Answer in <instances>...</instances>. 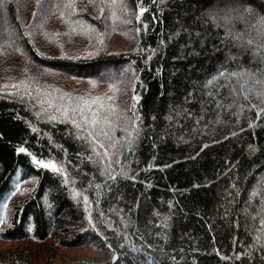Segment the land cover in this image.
<instances>
[{
    "label": "trees",
    "instance_id": "trees-1",
    "mask_svg": "<svg viewBox=\"0 0 264 264\" xmlns=\"http://www.w3.org/2000/svg\"><path fill=\"white\" fill-rule=\"evenodd\" d=\"M0 241L264 264V0H0Z\"/></svg>",
    "mask_w": 264,
    "mask_h": 264
},
{
    "label": "rangeland",
    "instance_id": "rangeland-1",
    "mask_svg": "<svg viewBox=\"0 0 264 264\" xmlns=\"http://www.w3.org/2000/svg\"><path fill=\"white\" fill-rule=\"evenodd\" d=\"M87 88H89V86H86ZM56 91H60V90H56ZM67 92L73 93V97H78L77 94L79 92V89L67 86ZM58 97V95H55ZM56 98H54L55 100ZM53 243L52 241L48 242L47 245ZM27 243L24 244H6L0 241V263L1 264H21L20 261L22 259L21 256H19L18 251L23 248V245H27ZM34 245V244H33ZM46 245V248L47 247ZM45 246V245H44ZM15 250L16 252L13 254L12 250ZM48 250V249H47ZM14 258H12V257ZM97 256L96 254L92 253L91 250H84L78 253H73L70 255L71 259L69 260H74V259H84V258H89V257H95ZM36 264V263H35Z\"/></svg>",
    "mask_w": 264,
    "mask_h": 264
},
{
    "label": "snow or ice",
    "instance_id": "snow-or-ice-1",
    "mask_svg": "<svg viewBox=\"0 0 264 264\" xmlns=\"http://www.w3.org/2000/svg\"><path fill=\"white\" fill-rule=\"evenodd\" d=\"M21 151H23V149H21ZM45 167H48V165H45Z\"/></svg>",
    "mask_w": 264,
    "mask_h": 264
}]
</instances>
